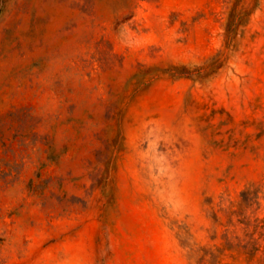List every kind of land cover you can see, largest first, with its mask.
<instances>
[{
  "label": "rangeland",
  "instance_id": "rangeland-1",
  "mask_svg": "<svg viewBox=\"0 0 264 264\" xmlns=\"http://www.w3.org/2000/svg\"><path fill=\"white\" fill-rule=\"evenodd\" d=\"M236 1L0 0V227L264 264V0Z\"/></svg>",
  "mask_w": 264,
  "mask_h": 264
},
{
  "label": "crops",
  "instance_id": "crops-1",
  "mask_svg": "<svg viewBox=\"0 0 264 264\" xmlns=\"http://www.w3.org/2000/svg\"><path fill=\"white\" fill-rule=\"evenodd\" d=\"M68 231L69 228H66L65 232ZM25 232L24 225L0 227V233L5 236L0 241V264H84L83 252L71 248L72 237L67 235L65 239L53 242L50 247L30 250L25 246ZM60 232L63 233V230Z\"/></svg>",
  "mask_w": 264,
  "mask_h": 264
},
{
  "label": "trees",
  "instance_id": "trees-1",
  "mask_svg": "<svg viewBox=\"0 0 264 264\" xmlns=\"http://www.w3.org/2000/svg\"><path fill=\"white\" fill-rule=\"evenodd\" d=\"M243 0H237L236 1V3L234 4V7H233V10H234V12H237L238 10H239V4H240V2H242ZM240 13H245V11H240ZM241 18H240V15H235L234 17H233V20H231V22H230V26L232 27L231 29H230V31H232V32H235L236 31V29H237V26L239 25V24H241Z\"/></svg>",
  "mask_w": 264,
  "mask_h": 264
}]
</instances>
